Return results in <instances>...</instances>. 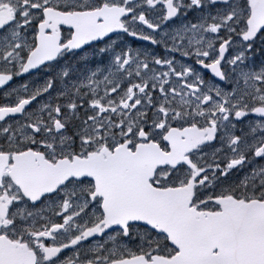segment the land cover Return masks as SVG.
I'll return each instance as SVG.
<instances>
[{
	"label": "snow or ice",
	"instance_id": "1",
	"mask_svg": "<svg viewBox=\"0 0 264 264\" xmlns=\"http://www.w3.org/2000/svg\"><path fill=\"white\" fill-rule=\"evenodd\" d=\"M0 264H264V0H0Z\"/></svg>",
	"mask_w": 264,
	"mask_h": 264
}]
</instances>
